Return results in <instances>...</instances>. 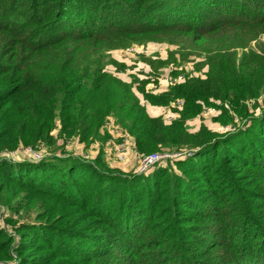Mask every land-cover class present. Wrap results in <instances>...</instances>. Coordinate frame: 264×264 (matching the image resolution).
<instances>
[{
	"label": "trees",
	"instance_id": "16d2710c",
	"mask_svg": "<svg viewBox=\"0 0 264 264\" xmlns=\"http://www.w3.org/2000/svg\"><path fill=\"white\" fill-rule=\"evenodd\" d=\"M263 36L264 0H0V152L87 149L115 119L143 153H191L145 173L103 149L0 158V264H264ZM255 39L261 52L246 51ZM133 43L149 71L114 55ZM150 44L175 48L153 58ZM177 55L196 73L149 88ZM212 107L233 128L192 131Z\"/></svg>",
	"mask_w": 264,
	"mask_h": 264
},
{
	"label": "rangeland",
	"instance_id": "374dc122",
	"mask_svg": "<svg viewBox=\"0 0 264 264\" xmlns=\"http://www.w3.org/2000/svg\"><path fill=\"white\" fill-rule=\"evenodd\" d=\"M262 40L264 41V36L262 37ZM133 45L138 46V48H141V46L137 45V43H133L132 45H130V47L133 46ZM248 46H249L248 49H245L246 51H248L250 49H253V50H257V51L261 52V50L257 47L258 46V39L251 40L249 42ZM171 48H175V47L169 46L167 44H150L148 46L144 45L143 50H145L146 53L151 55L153 58H157V57L166 58L168 50H170ZM239 51H242V49L239 50ZM176 54H179V53L176 52ZM114 55L117 58H119L120 60L127 62L128 64H132L133 62L136 63L139 59H141L140 58V53H136V54L134 52H127L126 53L123 50L115 51ZM177 57H178L177 61L167 57L170 60V64L168 66L162 67L159 70L161 76L160 75L157 76V75H153L152 74L151 78L154 81L149 85V88H152L155 91H158L161 88H164L166 90L172 84L171 83L172 79L175 78L176 76L182 74L185 77H187V74L194 75L196 73V69L197 68L194 66L193 62H190L191 60L195 59L194 56H190V57L186 56L187 58L184 59V61H186V62L180 61V58H181L180 55H177ZM136 64L140 65V67H139L140 68V72L144 71V70H147V71L150 70V67L148 65H145L142 62L136 63ZM176 70L179 71V72L177 74H175V75H171V72L172 71H176ZM143 73H145V72H143ZM258 100L260 102V107H261L258 111H260V110H262L264 108V94L261 95L258 98ZM247 104L251 105V102H248ZM146 106H147V111L151 115H155V116H157V115H162L163 116L164 115L165 120H168V122L174 120V116L172 115V112H171L169 107H159V106H153V105H150V104H146ZM218 114H220V111L218 109L214 108V107L205 109L198 116L189 119L188 126H189V128L192 131L198 130L203 124L207 125L210 129H213V130L219 131V132H225L228 129H232L233 127L231 126V124L223 125L221 122L214 120L213 117L215 115H218ZM231 114L233 115V121L236 124V126H239V125L243 124L242 119H241V117L239 115H237L235 113H231ZM113 120H115V119H113ZM109 121L110 120H107V122L105 123V130L107 131L109 136L106 138L104 143H102L103 142L102 140H98L96 142H93L87 149L79 151L77 149L78 144L75 141H72L71 143H68L67 141H64V140H62L60 138L59 139L60 141L57 143L56 146L49 147V150L52 151L51 155H58V154H62L63 155V154H68V153H74L75 155H82L84 153H89V154H91V158L89 160H93L97 156V154L101 151V149H103V151L107 154V157L111 158L110 161L114 162L113 164H116L117 161H115L113 159V157L110 154L109 150L107 151L105 149L106 143L107 142L111 143L110 141L113 139V138H111L112 137L111 133L107 129ZM113 124L115 126H118L121 130H123L120 127V125L117 124L115 121H114ZM110 125H112V124H109V126ZM58 131H59L58 129H55L53 132H54V134H58ZM61 144H64L65 149H62ZM29 146H31V145H29ZM29 146H27V147H29ZM34 147L40 148V149L47 148L46 146H34ZM5 150H10V149H5ZM5 150H2L0 152V158H3L2 154H3V152ZM165 150L170 152V153L179 151L177 149H163V150H159V152H163ZM11 151H13V150H11ZM14 151L15 152L12 155L13 158H10V159L17 161V160H23L25 158V159H28V160L32 161V159H30L29 155L26 153L27 152L26 151V147H22L19 150H14ZM154 152H156V151H154ZM62 155H60V156H62ZM177 159H180V157L176 158V159L165 160L159 166L153 168V170H155V169H157L159 167H166V166H169L170 168L175 169L176 167H175L174 162ZM119 165L122 167L121 169L123 171H125V172H133V173L136 172V173H138L137 168H136L135 165H133V166L123 165V164H119ZM0 203L2 204V202H0ZM2 205H4V204H2ZM4 206L6 207V205H4ZM7 210H8V208H7ZM4 224H5L4 223V219L3 220L0 219V225H4Z\"/></svg>",
	"mask_w": 264,
	"mask_h": 264
},
{
	"label": "built area",
	"instance_id": "2783aa9c",
	"mask_svg": "<svg viewBox=\"0 0 264 264\" xmlns=\"http://www.w3.org/2000/svg\"><path fill=\"white\" fill-rule=\"evenodd\" d=\"M141 48H138V46H131L126 49L127 52H136L137 50H140ZM185 76L180 74L172 79L171 83L176 84L184 81ZM175 106H182L183 100L177 99L174 102ZM108 123V131L111 133L113 138L109 143H106L105 149L112 155L113 159L123 165L133 166L135 165L137 168L138 173H145L150 171L151 169L159 166L163 161L168 159H176V158H182L186 156L187 154L190 155L191 153L187 149L179 150L177 152L170 153L168 151L163 152H152V153H143L141 152L137 146L136 142L133 136H131L128 132H124L121 130L118 126H115L114 120L109 119ZM109 124H112L109 126ZM117 135V136H116ZM68 143H71L72 141L68 140ZM99 144V143H98ZM26 153L29 155L30 159L32 161L38 162L45 157L51 155V150L49 148L40 149L36 148L34 146L26 147ZM15 151L11 150H5L2 154L3 158H13V153ZM84 152V151H83ZM62 154H58L60 156ZM63 156V155H62ZM82 156L89 160L91 158V154L84 153ZM7 208L0 203V219L3 220L8 215Z\"/></svg>",
	"mask_w": 264,
	"mask_h": 264
},
{
	"label": "crops",
	"instance_id": "0c3cea01",
	"mask_svg": "<svg viewBox=\"0 0 264 264\" xmlns=\"http://www.w3.org/2000/svg\"><path fill=\"white\" fill-rule=\"evenodd\" d=\"M164 90H165L164 88H161V89H159L158 91L160 92V91H164ZM77 149H78L79 151L84 150V149H83V145H78V146H77ZM79 151H78V152H79ZM118 164H121V163H118Z\"/></svg>",
	"mask_w": 264,
	"mask_h": 264
}]
</instances>
